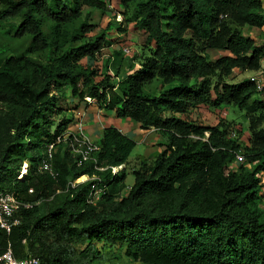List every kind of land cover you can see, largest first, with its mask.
<instances>
[{"label": "trees", "instance_id": "1", "mask_svg": "<svg viewBox=\"0 0 264 264\" xmlns=\"http://www.w3.org/2000/svg\"><path fill=\"white\" fill-rule=\"evenodd\" d=\"M109 1L0 0V189L31 204L1 242L39 264H99L100 251L113 258L111 248L138 264H264L256 177L264 171V100L250 80L227 82L264 61V43L242 34L264 27L261 2L116 0L120 23L95 32L92 12L105 14ZM112 26L124 39L131 27L142 49L128 59L138 58L137 68L120 78L108 73L109 59L96 63ZM212 51L221 54L211 59ZM154 80L159 85L145 93ZM83 98L160 136L153 158H133L129 187L134 142L113 127L76 165L63 137ZM199 107L235 108L245 128L200 125L189 115ZM230 129L247 133L246 147ZM50 144L54 181L38 171ZM236 154L244 163L235 167ZM91 187L100 190L96 199Z\"/></svg>", "mask_w": 264, "mask_h": 264}, {"label": "built area", "instance_id": "2", "mask_svg": "<svg viewBox=\"0 0 264 264\" xmlns=\"http://www.w3.org/2000/svg\"><path fill=\"white\" fill-rule=\"evenodd\" d=\"M115 22H119L120 18L118 16L114 19ZM127 50L124 48L123 53H126ZM250 81L253 84L254 91L256 95L264 100V61H261L257 70L252 72V76L250 78ZM92 101L89 98H83V102L80 104V106L73 112V123L70 128L67 129V131L64 134V140L65 137H69V148L70 152L73 154V156H77L78 159L76 160V165L79 166L80 163L85 162L86 159H88V153L96 151V146L92 143H89L83 132V118H84V106L85 104H91ZM216 115H218L220 118L223 116V113L216 112ZM233 132H231V136L233 137ZM58 143V142H57ZM54 152V145L50 144L47 146L45 151V159L42 160L38 166V171L44 175H46L50 180L54 181L56 179V173L53 171L50 160L52 158ZM243 157L240 154H236L234 156V164H242ZM26 163H22L20 170L18 172V175L16 179H19L26 171ZM119 170V167L117 168H110V173L114 174ZM258 178L262 189L264 190V173H258L256 175ZM83 178V177H80ZM93 179V178H92ZM86 180V178H85ZM79 178L76 179L74 182L70 184L71 187L74 185L80 183ZM83 182V181H82ZM90 196L92 199H96L99 194L100 190L95 189L94 187H91L90 189ZM27 194H32V189H27ZM31 207V204L24 202L20 199V197L17 194H12L5 192L0 189V264H39V261L37 258L25 255L23 258L17 259L13 256L11 246L8 242L2 240V235H8L10 230L18 225L19 220L17 218V214L21 209H28ZM24 242L22 241L21 244Z\"/></svg>", "mask_w": 264, "mask_h": 264}, {"label": "crops", "instance_id": "3", "mask_svg": "<svg viewBox=\"0 0 264 264\" xmlns=\"http://www.w3.org/2000/svg\"><path fill=\"white\" fill-rule=\"evenodd\" d=\"M261 2V7L264 15V0H259ZM130 30V27L126 29V33L128 35ZM254 30L251 32V34L247 35L250 38L254 40H258L257 42L264 43V37L260 34H264V27L261 29H250ZM131 33H129L130 36ZM123 35L118 32L110 33L108 34L109 39L114 40L117 39V36ZM135 42L130 43L128 46V53L133 51V54H135L137 57L142 52V49L140 47V38L133 37ZM131 40V38H130ZM133 40V39H132ZM119 45H113L112 43L109 44L105 49L103 48L101 51V56L98 58V62H96L99 66L103 64V62L106 59H109L107 70L108 73L113 75L115 73L117 74V78L119 76H122L124 74L129 73L127 70H125V67L123 65V61L121 62L120 59L124 58L125 56L120 52V56L118 58H114L112 55V52L118 51ZM215 55H220L221 52H215ZM127 53V54H128ZM133 57V56H132ZM80 106V105H78ZM84 118H83V129L82 132L86 138V140L89 143L95 144L100 136L101 131L104 128L107 127H113L116 130H118L122 135L126 136L130 140L134 142V147L132 148L129 158L132 159L135 156L151 159L153 158L160 150V147L158 146L161 143L160 136L154 132L153 130H141L137 124L132 123L128 120L123 119H117L114 116V112L110 110L100 109L96 107L93 103L89 104L87 107L84 106ZM190 115V114H189ZM191 117V115H190Z\"/></svg>", "mask_w": 264, "mask_h": 264}, {"label": "rangeland", "instance_id": "4", "mask_svg": "<svg viewBox=\"0 0 264 264\" xmlns=\"http://www.w3.org/2000/svg\"><path fill=\"white\" fill-rule=\"evenodd\" d=\"M106 11L107 12L105 14H102V15L99 14V12H92L90 23L96 25L95 32L104 29L108 23H112V21H114L115 17L118 16L117 14L121 11V8H120V6L117 5L116 0H110ZM128 28H129V26H128ZM252 31H254V30L243 29L242 34L244 36H247L248 34L250 35ZM114 32H115V28H114V26H112V28L110 30H108L107 34L114 33ZM133 32L134 31L130 27L129 33H133ZM129 33H128V37L124 39L125 41H127L128 38H129V40L131 38V40L128 41L127 43L125 42V44H128V46L130 43L135 42V40L133 38L134 36H132V34H130V36H129ZM261 36L264 37V34H260V37H259L260 39H261ZM108 37H110V36H108ZM136 38L139 39V36H137ZM257 41H256L257 44H261L260 42H257ZM2 42L3 41L0 39V44ZM110 43H112L113 45L124 44L122 42V40H119V39H114ZM132 56H133V51H131L130 53L125 55L124 60H123V65L126 66L129 63V68H130L128 71L129 73L137 68L138 61H139V59L137 58L136 60L128 62V59H130V57H132ZM216 56L217 55H215V53H213V52L209 53V58H211V59H213ZM97 66L99 67V65H97ZM251 76H252V72L246 71L244 73H241V72L235 70L228 77L227 82L235 84V83L241 82L243 80H249L251 78ZM118 78H120V76ZM157 85H159V83L156 80H154L149 86H147L144 89V92L148 93V94L150 92H153ZM255 97L258 98L257 95ZM71 101L72 100H70V102H68V103H72ZM222 110H223V112L225 111V115L223 118H220L219 116H217L213 110L210 111L208 108H205V107H200L196 110H192L190 115H191V118L195 119L198 124L203 125V126H212V125H215L218 121H222V122L225 121L226 123H231V126H233V128H235V127H240L241 129L245 128V118H244L242 112L238 111L235 108H230V107H223ZM72 117H73V113H72ZM245 139H246V136L243 132L241 135L236 134V140H237V143L240 145V147H243V145L246 144ZM134 165H136L135 160L130 157L128 164L126 166V178L124 181L126 188L132 184V176L130 175L129 170ZM259 173H264V171H259ZM79 181H81V182L85 181V177L79 178ZM96 250L99 251V246H96ZM109 251H110V249L108 251L107 250L100 251L102 259L99 262V264H138V263L131 262V261L127 260L126 258H124L122 256L121 252L120 251L118 252L116 248H111L110 253H112L113 258L109 257V255H108Z\"/></svg>", "mask_w": 264, "mask_h": 264}, {"label": "clouds", "instance_id": "5", "mask_svg": "<svg viewBox=\"0 0 264 264\" xmlns=\"http://www.w3.org/2000/svg\"><path fill=\"white\" fill-rule=\"evenodd\" d=\"M108 7V6H107ZM118 15V17L120 18V15H119V13L117 14ZM120 21H121V18H120ZM120 21L119 22H115V21H113L114 23H120ZM117 39H119V40H122V42L124 43V44H117V45H119V49H121V53L125 56V55H127V53H128V51H129V49H128V44H125V42L127 43L128 41H125L124 40V38H123V35H119V36H117ZM111 44V43H110ZM126 49L127 50V52L126 53H123V49ZM250 80V79H249ZM200 108V107H199ZM198 109V108H197ZM194 110H196V109H194ZM214 112H215V114H216V112L218 113V112H221V113H223V116L221 117V118H223L224 117V115H225V111L223 112V110L222 109H220V110H213ZM218 116V115H217ZM231 132H233L234 133V130L232 131L231 130ZM244 134H245V136H246V139H245V141H246V144L245 145H243L244 147H246L247 146V133L245 132V131H242ZM234 136H235V138H236V134L234 133ZM235 138H233V139H235ZM233 165L235 166L236 164H234L233 163ZM243 165H245V164H243ZM119 169H121V167H119ZM261 193H264V190L262 189V186H261V191H260Z\"/></svg>", "mask_w": 264, "mask_h": 264}]
</instances>
